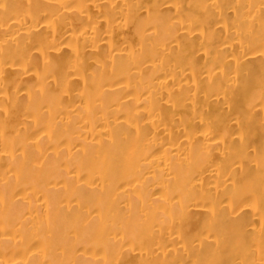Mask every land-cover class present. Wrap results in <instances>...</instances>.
<instances>
[{
    "label": "bare ground",
    "instance_id": "1",
    "mask_svg": "<svg viewBox=\"0 0 264 264\" xmlns=\"http://www.w3.org/2000/svg\"><path fill=\"white\" fill-rule=\"evenodd\" d=\"M0 264H264V0H0Z\"/></svg>",
    "mask_w": 264,
    "mask_h": 264
}]
</instances>
